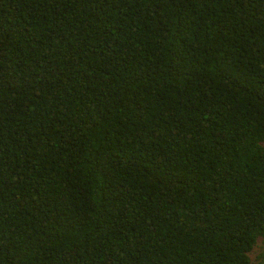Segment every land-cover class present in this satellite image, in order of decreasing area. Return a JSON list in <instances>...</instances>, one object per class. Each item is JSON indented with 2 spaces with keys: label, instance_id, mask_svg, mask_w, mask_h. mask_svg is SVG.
<instances>
[{
  "label": "trees",
  "instance_id": "trees-1",
  "mask_svg": "<svg viewBox=\"0 0 264 264\" xmlns=\"http://www.w3.org/2000/svg\"><path fill=\"white\" fill-rule=\"evenodd\" d=\"M264 264V0H0V264Z\"/></svg>",
  "mask_w": 264,
  "mask_h": 264
},
{
  "label": "rangeland",
  "instance_id": "rangeland-1",
  "mask_svg": "<svg viewBox=\"0 0 264 264\" xmlns=\"http://www.w3.org/2000/svg\"><path fill=\"white\" fill-rule=\"evenodd\" d=\"M261 252V246H257L254 252L251 254L252 264H257L259 262L258 256Z\"/></svg>",
  "mask_w": 264,
  "mask_h": 264
}]
</instances>
